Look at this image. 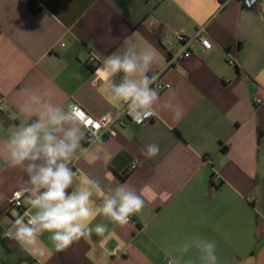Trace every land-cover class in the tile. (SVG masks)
I'll return each instance as SVG.
<instances>
[{
	"label": "crops",
	"instance_id": "obj_1",
	"mask_svg": "<svg viewBox=\"0 0 264 264\" xmlns=\"http://www.w3.org/2000/svg\"><path fill=\"white\" fill-rule=\"evenodd\" d=\"M200 28L212 50L197 45L169 64L180 45L168 40ZM132 33L157 49V81L169 85L161 100L180 104L183 117L160 111L115 125L102 140L103 163L77 167L136 189L143 210L125 226L97 216L93 226L107 231L61 252L45 234L43 256L0 236V264H167L162 248L194 233L216 242L218 264H264V0H0V138L19 122L27 85L47 84L94 117H117L97 69ZM92 54L99 63H89ZM150 143L160 148L152 159L141 151ZM213 170L223 179L217 187ZM15 191L19 175L0 164V233ZM188 257L196 260L195 250Z\"/></svg>",
	"mask_w": 264,
	"mask_h": 264
},
{
	"label": "clouds",
	"instance_id": "obj_2",
	"mask_svg": "<svg viewBox=\"0 0 264 264\" xmlns=\"http://www.w3.org/2000/svg\"><path fill=\"white\" fill-rule=\"evenodd\" d=\"M157 62V49L142 46L132 33L97 69L110 102L137 124L158 117L160 111L171 112L176 121L183 117L182 106L172 99L162 101L159 87L154 86L159 78L154 71ZM16 111L19 122L8 125L0 138V164L19 175L17 195H23L28 210L9 219L0 236L33 256H43L45 234L61 252L93 233L103 235L106 226L92 224L97 216L125 226L143 210L145 201L136 189L106 184L99 175L78 169L82 161L89 166L104 161L100 125L89 123L92 118L79 104H66L53 87L42 83L25 86ZM141 151L152 159L160 148L150 143ZM190 250H195L196 260L186 258ZM162 251L167 264H218L216 242L198 233Z\"/></svg>",
	"mask_w": 264,
	"mask_h": 264
},
{
	"label": "built area",
	"instance_id": "obj_3",
	"mask_svg": "<svg viewBox=\"0 0 264 264\" xmlns=\"http://www.w3.org/2000/svg\"><path fill=\"white\" fill-rule=\"evenodd\" d=\"M223 2H226V0H221ZM255 1H262V0H255ZM174 43H177L180 45V50L175 53H170L169 57V64H172L174 61H179L183 59H188L193 55L194 52V46H201L205 50H212V42L211 40L204 34V28H200L197 30V32L192 36H187L184 34H176L173 38L169 39L167 44L168 47H172ZM89 63H99L100 59L92 54L89 57ZM231 65H234V62H230ZM151 75V74H150ZM158 77H160V73H158ZM159 79V78H158ZM155 87H159L160 92L169 89V85L162 84L156 81ZM256 104L263 103L260 98H255ZM81 107V106H80ZM82 108V107H81ZM82 110L92 118L93 124H99L100 129L98 131L101 132L102 140L109 138L111 136V129L113 126H124L127 122H133L135 123L130 116H128L126 113H122V110L120 114L117 117H111V116H102V117H94L87 113L83 108ZM137 124V123H136ZM206 164L210 166L212 169H214V161L212 158L206 159ZM136 169V165H133L131 167V170ZM222 176L217 171L213 170L210 176V183L212 186L217 187L222 184ZM17 192L15 191L11 194L10 200H9V210L10 213L13 215L12 219L16 214H24L28 210L25 200L23 198V195H17ZM133 217L130 218V223H133Z\"/></svg>",
	"mask_w": 264,
	"mask_h": 264
},
{
	"label": "snow or ice",
	"instance_id": "obj_4",
	"mask_svg": "<svg viewBox=\"0 0 264 264\" xmlns=\"http://www.w3.org/2000/svg\"><path fill=\"white\" fill-rule=\"evenodd\" d=\"M89 123H93L92 121H89ZM98 126V125H97Z\"/></svg>",
	"mask_w": 264,
	"mask_h": 264
}]
</instances>
